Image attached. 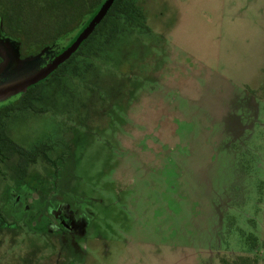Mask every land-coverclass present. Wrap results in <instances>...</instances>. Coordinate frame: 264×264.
Listing matches in <instances>:
<instances>
[{
  "label": "rangeland",
  "instance_id": "rangeland-1",
  "mask_svg": "<svg viewBox=\"0 0 264 264\" xmlns=\"http://www.w3.org/2000/svg\"><path fill=\"white\" fill-rule=\"evenodd\" d=\"M138 5L148 30L86 52L38 112L4 120L22 148H49L20 176L0 160V211L14 186L55 224L0 213V264H264V0Z\"/></svg>",
  "mask_w": 264,
  "mask_h": 264
},
{
  "label": "trees",
  "instance_id": "trees-1",
  "mask_svg": "<svg viewBox=\"0 0 264 264\" xmlns=\"http://www.w3.org/2000/svg\"><path fill=\"white\" fill-rule=\"evenodd\" d=\"M139 1L140 0H116L102 23L97 27L89 39L82 44L76 55L61 69L62 72L64 71V73H66L70 64L76 61L78 57L84 56L86 52L97 48L103 53V49L109 48L112 44V40L117 36L128 34L127 36L131 37L129 34H133L134 30L138 31L140 28L148 30V27L145 25L147 15L143 7L138 5ZM104 2L105 0H44V8L46 6L47 9L51 6L59 7L58 11L53 12V14L46 17V19L40 14H32L34 8L30 0H0V6L4 7L2 8L8 28L16 32L17 27L21 26L26 46L32 48L34 46L38 47V45L50 43L61 35L73 32L81 25L85 18L88 17L89 20H91ZM79 6L82 7V10L77 11ZM44 11L46 12L45 9ZM69 15L72 20L67 22L66 19ZM120 21L122 25H120ZM86 65H84V67H86ZM61 70L59 72H61ZM74 70L76 76L82 73L80 67ZM57 74L58 73L54 76L56 77ZM52 78L54 79V77ZM41 85L42 84H39L30 89L26 95L25 101L20 103V105L7 106L0 109V158L8 161L17 158V173L19 176L27 172L29 165L35 163L42 150L47 147H41L35 151H27L22 148L6 135L3 130L2 118L4 116L8 117L10 112L15 109H29L38 112L34 102L41 99ZM39 88L41 89L39 90ZM222 264H258V261L250 256H244L238 257L230 262L224 259L222 260Z\"/></svg>",
  "mask_w": 264,
  "mask_h": 264
},
{
  "label": "water",
  "instance_id": "water-1",
  "mask_svg": "<svg viewBox=\"0 0 264 264\" xmlns=\"http://www.w3.org/2000/svg\"><path fill=\"white\" fill-rule=\"evenodd\" d=\"M116 0H105L95 16L85 18L65 38L42 50L38 55L0 64V107L16 102L38 83L46 80L62 64L72 58L95 32Z\"/></svg>",
  "mask_w": 264,
  "mask_h": 264
},
{
  "label": "flooded vegetation",
  "instance_id": "flooded-vegetation-1",
  "mask_svg": "<svg viewBox=\"0 0 264 264\" xmlns=\"http://www.w3.org/2000/svg\"><path fill=\"white\" fill-rule=\"evenodd\" d=\"M2 7L3 6H0V64L4 63L6 61H14L17 57H19L21 60H24V59H26L28 57L36 56L42 50H44L47 47H50L52 44H54L55 42L65 38L66 35L69 34V33H67L65 35H61L57 39H55L54 41H52L50 43H46L44 45H38L37 49H35V50L32 49L33 47L32 48H28L26 46V43H25V38H24V35H23V32H22V27L18 26L16 32L11 31L8 28V26H7V21L5 19L4 12H3L4 11L3 10L4 7L3 8ZM67 62L62 64L46 80L38 83L37 85L42 84L41 88L43 89V87L49 86V84L53 83V81L54 82L56 80L63 81L66 78V73H64V71L62 72L61 69L66 66ZM60 70H61V72H59ZM56 73H58V74L55 77L54 75ZM52 77H54V79ZM37 85H35L33 87H36ZM33 87H31L30 89H32ZM41 88H39V90ZM30 89L19 100H17L16 102H12V103H10V104H8L6 106H2V107H0V109H2L4 107H7V106L18 105V104L20 105V103H23L25 101L26 95L30 91ZM48 89L49 88H47L45 91H47ZM42 100H43V95L41 96V99L38 100V101H42ZM6 118H7L6 116H4L2 118L3 119L2 120L3 130L5 131V133H6V129L4 127V120ZM43 147H47V148L42 150V152L40 153L39 157H41L49 148L47 145H45ZM38 159L36 160V162L38 161ZM0 160L2 162H8V160H2L1 158H0ZM9 161H11V160H9ZM35 163H33V164H35ZM11 187H14V186H11ZM11 187L9 188V197L11 196V198L9 199V201L7 199V203L5 204V206L3 208H1L2 209V213H4L5 215H7V213H11V215H14V219L19 221L20 223H22V220H23L22 218H23V216L25 214H28V215L31 214V215L34 216L33 219L36 220L35 223L38 222L39 217H42V218L45 219V223L46 224H48L50 227L54 226L55 222L51 221V220H54V219H53V216L50 213H48L49 216H46L45 213H40V214L38 213L37 214L36 211H35L34 206L32 205V201L29 199V197H26L25 199L23 198V199L20 200V197L17 198L16 194H14V193L12 194ZM15 188H17V187L15 186ZM0 213H1V211H0ZM1 214H0V228H5V226H7V223L5 222L6 221L5 218ZM63 227L69 233V234L67 233V235H70V234L74 235L75 233H79V226L76 225L73 221H68L67 219L63 220ZM30 229L32 230V228H30ZM33 232L35 234H38V235L54 237V234H51L49 231L48 232H44V231L41 230L40 232H38V231H34L33 230ZM70 240H71V238H69V241Z\"/></svg>",
  "mask_w": 264,
  "mask_h": 264
}]
</instances>
